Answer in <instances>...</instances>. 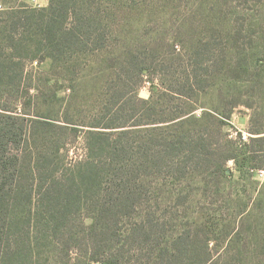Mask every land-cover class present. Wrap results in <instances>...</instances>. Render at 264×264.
Segmentation results:
<instances>
[{
    "label": "trees",
    "instance_id": "1",
    "mask_svg": "<svg viewBox=\"0 0 264 264\" xmlns=\"http://www.w3.org/2000/svg\"><path fill=\"white\" fill-rule=\"evenodd\" d=\"M141 3L0 9V264H264V129L248 143L224 129L253 107L235 91L253 58L235 53V29L120 44L121 6Z\"/></svg>",
    "mask_w": 264,
    "mask_h": 264
},
{
    "label": "rangeland",
    "instance_id": "2",
    "mask_svg": "<svg viewBox=\"0 0 264 264\" xmlns=\"http://www.w3.org/2000/svg\"><path fill=\"white\" fill-rule=\"evenodd\" d=\"M49 1L0 0V9L19 3L46 7ZM119 17L123 19L120 26L115 29L117 41L120 44L140 41L142 47L148 45L151 37L158 35L175 37L179 33L187 39V43L191 46L194 40L209 34L227 41L228 33L235 29V33L230 38L231 46L235 43V53L244 52L253 58L252 72L248 80L237 81L238 88L235 91H240L243 97H248L253 107H238L224 129L231 133L238 142L247 143L250 142L251 136H257L250 132L252 129H264V0H145L144 4L141 3L139 8L133 10L130 4L122 5ZM178 46L181 47V44ZM225 48L226 46L221 45V49L226 51ZM35 67L32 71L34 81L31 82L34 88L45 87L43 75H48L51 61L47 60L42 65L35 64ZM91 86L89 78L85 79L79 91V101L83 109L82 117L89 115L88 105L92 103V98L87 95ZM150 91L151 83L146 82L138 93L140 97L148 98ZM58 93L64 96L71 92L60 89ZM220 101L218 88L210 90L201 99V103L205 106L219 104ZM200 113L201 110L196 111L197 115ZM262 147H264L262 143H255V148ZM229 167L237 176L238 172L234 162L231 161ZM255 179L260 182L264 181V169L257 170ZM86 222L90 223L91 220L88 219Z\"/></svg>",
    "mask_w": 264,
    "mask_h": 264
}]
</instances>
